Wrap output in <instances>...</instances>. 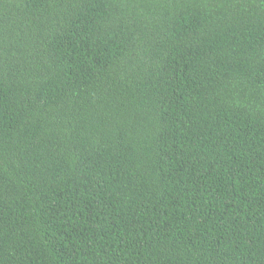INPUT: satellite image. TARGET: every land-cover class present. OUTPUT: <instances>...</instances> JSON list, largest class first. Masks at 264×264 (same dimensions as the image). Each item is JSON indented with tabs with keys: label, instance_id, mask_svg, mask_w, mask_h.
<instances>
[{
	"label": "trees",
	"instance_id": "1",
	"mask_svg": "<svg viewBox=\"0 0 264 264\" xmlns=\"http://www.w3.org/2000/svg\"><path fill=\"white\" fill-rule=\"evenodd\" d=\"M0 264H264V0H0Z\"/></svg>",
	"mask_w": 264,
	"mask_h": 264
}]
</instances>
